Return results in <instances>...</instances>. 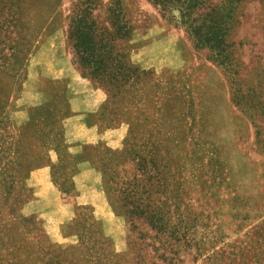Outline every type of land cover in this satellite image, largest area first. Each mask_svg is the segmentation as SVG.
Here are the masks:
<instances>
[{"label": "rangeland", "instance_id": "obj_1", "mask_svg": "<svg viewBox=\"0 0 264 264\" xmlns=\"http://www.w3.org/2000/svg\"><path fill=\"white\" fill-rule=\"evenodd\" d=\"M76 2L0 0V264H264V0L230 39L250 108L148 0H119L112 97L72 60Z\"/></svg>", "mask_w": 264, "mask_h": 264}, {"label": "trees", "instance_id": "obj_2", "mask_svg": "<svg viewBox=\"0 0 264 264\" xmlns=\"http://www.w3.org/2000/svg\"><path fill=\"white\" fill-rule=\"evenodd\" d=\"M75 10L67 16V41L73 52V62L89 76L112 91V97L135 75L114 42L130 34L129 23L119 0L108 7V24H98L97 0H76ZM163 14L171 13V20L182 28L194 48L205 49L207 59L221 67L229 78L232 101L235 105L250 108L245 98H253L241 89L236 80L240 68L231 34L238 24V5L241 0H223L213 4L211 0H148Z\"/></svg>", "mask_w": 264, "mask_h": 264}, {"label": "crops", "instance_id": "obj_3", "mask_svg": "<svg viewBox=\"0 0 264 264\" xmlns=\"http://www.w3.org/2000/svg\"><path fill=\"white\" fill-rule=\"evenodd\" d=\"M76 94L77 96H75V98L72 99L73 110L76 112H81L82 110H84L85 107H87V104H89L88 98L90 97V94L88 93V95H86V93L83 92L82 90L77 91ZM79 117L80 116H76L71 119H76Z\"/></svg>", "mask_w": 264, "mask_h": 264}]
</instances>
